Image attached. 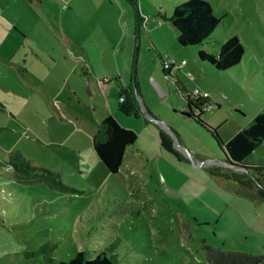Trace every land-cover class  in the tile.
<instances>
[{"label": "rangeland", "instance_id": "obj_1", "mask_svg": "<svg viewBox=\"0 0 264 264\" xmlns=\"http://www.w3.org/2000/svg\"><path fill=\"white\" fill-rule=\"evenodd\" d=\"M183 1L138 0L146 25L139 29L140 56L146 70L161 69L154 45L163 57L172 56L164 52L165 34L186 67H198L204 78L199 92L206 91L212 101L203 119L225 144L255 114L264 113V0H204L222 18L227 36H236L244 48L239 67L229 72L208 71L197 56L201 48L215 55L226 40L221 27L215 29L217 39L203 47L182 46L176 30L157 16L169 17ZM43 2L45 23L30 9L20 16L43 46L37 62L20 73L13 68L1 76L0 71V264H46L41 256L25 255L45 243L54 246L52 264L67 262L80 250L88 258L103 251L114 264H209L205 245L264 257V173L234 167L231 159L228 163L225 148L182 116L185 103L174 88L171 100L160 102L141 80L153 105L150 114L170 131L147 115L148 130L132 118L138 138L115 174L94 156L92 137L75 130V116L90 113L77 103L73 90L85 94V69L97 67L102 72L98 78L111 79L113 85L117 74L127 82L128 57L135 52L129 3ZM68 70L70 85L61 82ZM138 96L140 92L142 109ZM15 151L30 165L57 171L74 192L16 177L11 167L1 165ZM260 163L264 140L242 165Z\"/></svg>", "mask_w": 264, "mask_h": 264}, {"label": "trees", "instance_id": "obj_2", "mask_svg": "<svg viewBox=\"0 0 264 264\" xmlns=\"http://www.w3.org/2000/svg\"><path fill=\"white\" fill-rule=\"evenodd\" d=\"M125 1L133 9L134 35L137 40L139 29L144 19L139 12L138 0ZM157 16L160 19L163 18L177 31V41L180 45L191 47H203L204 44L209 43L221 21L220 18L214 15L210 4L204 0H185L173 6L169 17L161 15L160 12L157 13ZM243 54L244 48L236 36L227 38L212 57L203 50L198 49L197 52L198 59L206 62L210 68L217 72H228L236 68L240 64ZM136 59L137 56L134 53L131 66V81L125 87H121L117 94V110L124 116L139 117L146 113L150 115L149 112H143L140 109L137 100L138 86L134 77ZM163 72L165 76L170 75L164 69ZM174 83L177 92H179L185 102V109L181 112L182 116L205 129L221 149L225 148L228 155V157L225 155L227 162L229 163V159H231L235 162V164H231L234 167H242L246 170L252 169L259 173H264V164L262 163L242 165L244 160L249 158L264 140V113L255 114L248 125L236 132L224 144L216 129L210 127L203 119L207 107L211 104L210 98L203 95H193L177 79ZM163 136L164 133L161 130L159 139L164 146ZM136 140L137 133L134 130L121 126L112 115H108L102 119L93 134L91 145L106 170L111 174H115L123 162L126 147L134 144ZM1 165L11 167L15 176L23 181L34 178L47 184L50 188L74 192V189L61 182L57 171L30 165L29 161L19 151L10 153L9 160L7 162L2 161ZM53 249V245L45 243L37 250L27 252L25 255L27 257L41 256L46 264H52L55 260L51 257ZM204 250V259L209 264H264L262 255L223 251L207 245L204 246ZM56 264H114V262L103 251L97 252L92 258H88L86 252L80 250L69 261H58Z\"/></svg>", "mask_w": 264, "mask_h": 264}, {"label": "crops", "instance_id": "obj_3", "mask_svg": "<svg viewBox=\"0 0 264 264\" xmlns=\"http://www.w3.org/2000/svg\"><path fill=\"white\" fill-rule=\"evenodd\" d=\"M44 4L45 3L43 2V0H0V71L2 73L1 76H3L6 70H10L13 68L19 73L20 71H27L25 67L28 64H29V67H31L35 62H37L38 54L39 52L43 51V46L37 39L33 38L32 34L29 32V29H30L29 26L25 23H21L22 21L25 22L27 20L22 19V17L20 16L22 15L25 9H30L32 12L38 14V18L45 23V20L47 21V17L45 16V12L42 10L43 9L42 5ZM133 21H134V15H133ZM221 22L222 20L220 21L218 27H221L222 33L224 37L227 39L229 38V36H227L226 34L227 30L222 26ZM144 26H146L145 22H144ZM163 26L164 25L160 24L161 29L163 28ZM170 28L174 29L172 27H168V29ZM215 32L216 31H214L213 36H212L213 40H215V38L217 39ZM62 36H64V34ZM175 37L177 39L178 35H175ZM41 38L44 39L43 34ZM161 38H162L163 44L166 47V50H164V52L168 53L169 51H171V55H172L170 56L171 57L170 58L169 56L164 54V57L166 59L173 61V68L169 76L164 75L162 65H161V69H159L156 66H152L153 67L152 70H146L145 61L140 56V52H141V49L139 48L141 46L140 38L138 36V39L136 40L134 31H133V39H134L133 52L135 51L134 53L137 56L136 63L134 66L135 67L134 77L137 82L138 92L141 93L142 110L144 112L147 111L149 113H151L150 111H152L153 113V110H152L153 105L149 103L146 91L141 89V85H140L141 80L144 82V84H146V88L148 89V91H150L153 95H156L157 99L160 102H162L166 98L171 100L172 88H174L175 91L177 92L176 86L174 83L176 79L179 80L182 84H184L187 90H188L187 84L191 87L190 89L194 87H197L199 89L198 85L202 86V82L204 80V78L202 79L200 78V76L203 74L201 73V71H199L196 65L191 64L188 67H186L188 65V62L182 58L181 53L172 50L171 42L169 43V38L167 35L161 34ZM122 40H123V37L118 38L117 42H119L120 44L122 43ZM28 41L30 42L29 44L27 43ZM154 47L155 49H157V56L163 59L164 58L162 56L163 51H161V48H159L160 46H158V44H155ZM200 50L205 51L203 48H201ZM134 53H132L128 57V63H129L128 67L130 68L132 66V58H133ZM82 57H84L83 54H82ZM98 59H99V56L97 55V62H98ZM181 60H184L185 64L180 65ZM96 66H97V63H96ZM184 67H186L185 71L182 70V68ZM157 68H158V71H157ZM205 69H207L210 72H214L212 68H210L209 66ZM191 71L194 72L193 74L194 78L189 79V77H186L185 74L187 72L191 74ZM101 73L102 72L97 71V67H95L94 69L90 66V70H87V69L84 70L83 74L85 76L83 78L85 82V94L83 96L75 88H73L74 94H76L77 96V103H79V105H81L82 107L88 108L90 111V113H88L87 116L86 115L85 116L79 115L78 117L75 116L74 120L77 123L73 125L77 126L75 127L76 131L78 130L86 131V133L92 137L93 134L96 132L102 119L108 115H112L121 126L132 129L136 131L137 134H138V130L134 128L132 124V118L135 120H139L141 124L144 126L145 130H148L147 128H149V126L146 125L147 121H146L145 115H147V117L151 118L156 123H159L154 118V116L152 117V114L148 115L146 113V114L140 115L139 117H132V116H124L118 112L117 94L119 93L121 87H125L126 85L130 83L131 78H132L131 70L129 72V77L127 79V82L123 80L120 74H117L118 79H115L114 81L115 85L111 83L112 82L111 79L110 80L108 79V81L104 85H99L98 75H100ZM169 77H171V79ZM190 77H192V74ZM64 80L67 85H70L69 84L70 82L69 70L66 73L61 75V82L63 83ZM201 94L209 97L206 91H204V93L202 92ZM83 97L85 98L82 99ZM183 102H184V99H183ZM71 121L72 119L69 120V122ZM160 126L168 130L166 126L162 124H160ZM63 148L69 151H73L72 148H68L64 146ZM128 148H130V145L126 147V150ZM94 153L95 152L93 150V154ZM88 154L90 158L93 156L91 153H88ZM94 156H96V154Z\"/></svg>", "mask_w": 264, "mask_h": 264}, {"label": "built area", "instance_id": "obj_4", "mask_svg": "<svg viewBox=\"0 0 264 264\" xmlns=\"http://www.w3.org/2000/svg\"><path fill=\"white\" fill-rule=\"evenodd\" d=\"M165 58V57H164ZM162 60V69H164L165 71H167L168 73L171 72L172 68H173V61L169 60V59H164ZM185 64V61L184 60H181L180 61V65H183ZM176 68V67H175ZM186 77H189L191 76V74L189 72H187L185 74ZM108 81V78L104 77L102 79H99L98 80V84L99 85H104L106 82ZM193 95H202L200 92H199V89L197 87H194L191 89L190 91ZM204 96V95H203Z\"/></svg>", "mask_w": 264, "mask_h": 264}, {"label": "clouds", "instance_id": "obj_5", "mask_svg": "<svg viewBox=\"0 0 264 264\" xmlns=\"http://www.w3.org/2000/svg\"><path fill=\"white\" fill-rule=\"evenodd\" d=\"M144 112V111H143Z\"/></svg>", "mask_w": 264, "mask_h": 264}, {"label": "water", "instance_id": "obj_6", "mask_svg": "<svg viewBox=\"0 0 264 264\" xmlns=\"http://www.w3.org/2000/svg\"><path fill=\"white\" fill-rule=\"evenodd\" d=\"M143 111V110H142Z\"/></svg>", "mask_w": 264, "mask_h": 264}]
</instances>
